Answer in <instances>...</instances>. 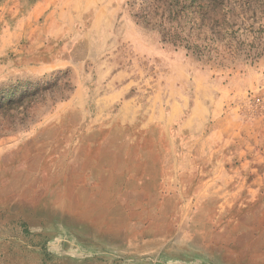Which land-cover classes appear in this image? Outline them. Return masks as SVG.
Instances as JSON below:
<instances>
[{"label":"rangeland","instance_id":"374dc122","mask_svg":"<svg viewBox=\"0 0 264 264\" xmlns=\"http://www.w3.org/2000/svg\"><path fill=\"white\" fill-rule=\"evenodd\" d=\"M142 1L0 0V264H115L68 237L47 242L29 210L34 199L61 196L64 173L79 168L88 128L80 119L101 115L103 68L129 71L144 100L164 84L224 95L221 113L235 108L243 134L220 144L223 166L235 170L242 151L259 150L240 174L264 186V0H229L213 13L204 44L217 46L224 64L200 61L139 25ZM253 251L250 263L237 254L230 264H264V249ZM171 260L126 255L119 264Z\"/></svg>","mask_w":264,"mask_h":264},{"label":"crops","instance_id":"0c3cea01","mask_svg":"<svg viewBox=\"0 0 264 264\" xmlns=\"http://www.w3.org/2000/svg\"><path fill=\"white\" fill-rule=\"evenodd\" d=\"M99 81L107 87L97 101L103 116L80 119L88 128L79 168L64 173L61 196L30 204L47 242L68 237L115 264L126 255L230 264L237 254L250 263L253 249H264V186L240 174L249 149L241 167L223 166L220 144L243 134L235 108L221 113L224 95L200 86L190 93L164 84L144 100L124 69L103 68Z\"/></svg>","mask_w":264,"mask_h":264},{"label":"trees","instance_id":"16d2710c","mask_svg":"<svg viewBox=\"0 0 264 264\" xmlns=\"http://www.w3.org/2000/svg\"><path fill=\"white\" fill-rule=\"evenodd\" d=\"M229 4V0H144L135 20L156 30L163 42L183 47L200 61L224 64L225 55L218 47L204 44L209 42L205 29L212 30L213 13L228 8Z\"/></svg>","mask_w":264,"mask_h":264}]
</instances>
